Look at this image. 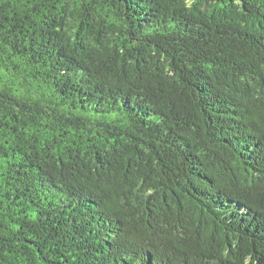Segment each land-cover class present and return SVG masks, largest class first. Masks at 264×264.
<instances>
[{"label": "trees", "instance_id": "16d2710c", "mask_svg": "<svg viewBox=\"0 0 264 264\" xmlns=\"http://www.w3.org/2000/svg\"><path fill=\"white\" fill-rule=\"evenodd\" d=\"M0 264H264V0H0Z\"/></svg>", "mask_w": 264, "mask_h": 264}]
</instances>
